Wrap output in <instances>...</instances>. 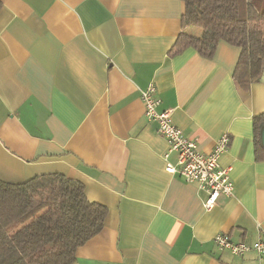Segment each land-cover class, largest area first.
<instances>
[{
	"label": "crops",
	"instance_id": "1",
	"mask_svg": "<svg viewBox=\"0 0 264 264\" xmlns=\"http://www.w3.org/2000/svg\"><path fill=\"white\" fill-rule=\"evenodd\" d=\"M182 0H0V179L60 173L107 207L102 230L73 264H264L254 251L218 249L214 237L264 240V159L254 153L264 82L233 79L240 48L212 57L170 50ZM199 34L200 30L190 28ZM154 84L158 111L209 153L229 137L219 165L233 195L206 210L207 192L165 170L175 164L140 91Z\"/></svg>",
	"mask_w": 264,
	"mask_h": 264
},
{
	"label": "trees",
	"instance_id": "2",
	"mask_svg": "<svg viewBox=\"0 0 264 264\" xmlns=\"http://www.w3.org/2000/svg\"><path fill=\"white\" fill-rule=\"evenodd\" d=\"M182 1L181 32L169 54L192 47L210 58L219 41L235 45L240 55L233 79L248 91L264 66V8L251 0ZM252 125L255 157L262 160L264 112ZM106 215L107 207L88 199L80 181L63 174L21 183L0 179V264H73L77 248L102 230Z\"/></svg>",
	"mask_w": 264,
	"mask_h": 264
},
{
	"label": "built area",
	"instance_id": "3",
	"mask_svg": "<svg viewBox=\"0 0 264 264\" xmlns=\"http://www.w3.org/2000/svg\"><path fill=\"white\" fill-rule=\"evenodd\" d=\"M154 84H149L140 91V98L144 104V114L148 120L157 123L158 133L166 140L168 152L176 153V163L166 161L168 153L164 155L165 170L171 174L177 173L187 183H196L207 192L203 203L206 210L212 209L219 195H233L234 185L228 173L230 167H221L218 159L227 149L229 137L221 135L214 148L209 153H202L196 149V143L187 138L181 129L172 121V109L157 110L159 99L156 96ZM214 242L221 251L232 255L241 256L249 251H254L260 258L264 256V240L253 243L234 241L229 235L219 233L214 237Z\"/></svg>",
	"mask_w": 264,
	"mask_h": 264
},
{
	"label": "rangeland",
	"instance_id": "4",
	"mask_svg": "<svg viewBox=\"0 0 264 264\" xmlns=\"http://www.w3.org/2000/svg\"><path fill=\"white\" fill-rule=\"evenodd\" d=\"M251 3L256 9L264 8V0H251Z\"/></svg>",
	"mask_w": 264,
	"mask_h": 264
},
{
	"label": "water",
	"instance_id": "5",
	"mask_svg": "<svg viewBox=\"0 0 264 264\" xmlns=\"http://www.w3.org/2000/svg\"><path fill=\"white\" fill-rule=\"evenodd\" d=\"M259 82H264V66H263V70H262L261 76L259 78ZM262 140H263V143H264V129L262 131Z\"/></svg>",
	"mask_w": 264,
	"mask_h": 264
}]
</instances>
